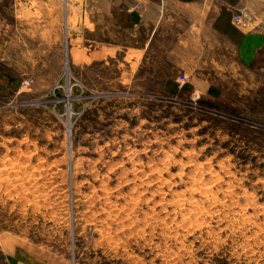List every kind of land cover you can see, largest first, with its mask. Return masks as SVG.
<instances>
[{"label":"rangeland","instance_id":"1","mask_svg":"<svg viewBox=\"0 0 264 264\" xmlns=\"http://www.w3.org/2000/svg\"><path fill=\"white\" fill-rule=\"evenodd\" d=\"M91 2L0 1V226L74 264H264V66Z\"/></svg>","mask_w":264,"mask_h":264},{"label":"crops","instance_id":"2","mask_svg":"<svg viewBox=\"0 0 264 264\" xmlns=\"http://www.w3.org/2000/svg\"><path fill=\"white\" fill-rule=\"evenodd\" d=\"M262 1L264 0H92L91 7L86 9L83 16L89 13L90 22H96V15H110L135 38L138 31L146 28L151 32L150 40L154 33L161 31L164 21L170 19L172 23H178L187 17V30L194 34L197 21L203 43L210 46V40L216 41L222 50L221 61H225V47L232 50L234 61L240 67L259 69L264 66V26L249 25L247 17L248 11ZM236 14L245 16L244 24L235 22ZM147 43L149 44V40ZM209 88L210 86L207 87ZM75 259L69 258L64 252L36 243L34 235L29 232L0 226V264H74Z\"/></svg>","mask_w":264,"mask_h":264},{"label":"built area","instance_id":"3","mask_svg":"<svg viewBox=\"0 0 264 264\" xmlns=\"http://www.w3.org/2000/svg\"><path fill=\"white\" fill-rule=\"evenodd\" d=\"M234 20L237 24L242 25L245 23V16L241 14L234 15Z\"/></svg>","mask_w":264,"mask_h":264},{"label":"bare ground","instance_id":"4","mask_svg":"<svg viewBox=\"0 0 264 264\" xmlns=\"http://www.w3.org/2000/svg\"><path fill=\"white\" fill-rule=\"evenodd\" d=\"M205 186H206V183H205ZM203 191V190H202ZM209 192H210V188L209 187H205L204 188V193H208L209 194ZM212 193V192H211ZM180 200H182L181 198H180ZM179 201V200H178ZM175 203V202H174ZM176 203H178L177 201H176ZM202 204V203H201ZM181 205V204H180ZM182 209V208H181ZM202 211V210H201ZM201 220V219H200Z\"/></svg>","mask_w":264,"mask_h":264}]
</instances>
